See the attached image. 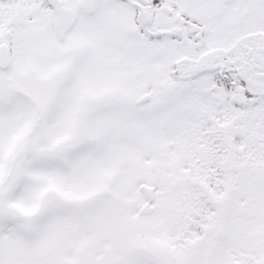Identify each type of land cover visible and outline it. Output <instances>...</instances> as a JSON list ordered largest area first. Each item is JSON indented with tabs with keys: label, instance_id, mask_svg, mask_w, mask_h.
<instances>
[{
	"label": "snow or ice",
	"instance_id": "obj_1",
	"mask_svg": "<svg viewBox=\"0 0 264 264\" xmlns=\"http://www.w3.org/2000/svg\"><path fill=\"white\" fill-rule=\"evenodd\" d=\"M0 264H264V0H0Z\"/></svg>",
	"mask_w": 264,
	"mask_h": 264
}]
</instances>
